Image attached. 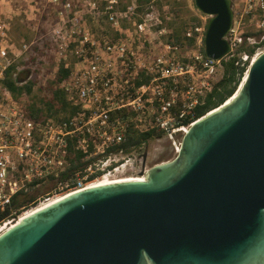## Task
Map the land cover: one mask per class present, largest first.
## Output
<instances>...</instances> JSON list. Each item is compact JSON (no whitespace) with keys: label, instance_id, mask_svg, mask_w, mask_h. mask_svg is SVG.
<instances>
[{"label":"built area","instance_id":"1","mask_svg":"<svg viewBox=\"0 0 264 264\" xmlns=\"http://www.w3.org/2000/svg\"><path fill=\"white\" fill-rule=\"evenodd\" d=\"M49 2L57 12L50 30L55 73L61 67L69 71L60 89L76 112L60 121L34 120L2 84L10 67L18 64L20 72L31 45L15 44L17 11L10 0H0V213L11 210L0 221V235L26 212L102 177L128 171L145 180L154 166L148 163L151 142L172 141L177 155L184 135L199 119L196 108L224 75L223 61L236 59L246 75L264 51V0H247L242 14H235L226 37L231 50L221 60L203 52L207 20L195 28L192 48L176 46L174 31L166 25L171 17L156 0ZM246 17H259V39L240 30ZM262 43L254 55L243 50ZM145 134L152 136L127 146L130 136ZM71 150L83 162L73 173L77 160L71 159ZM48 186L50 191L35 197L29 208L12 209L17 195Z\"/></svg>","mask_w":264,"mask_h":264},{"label":"water","instance_id":"2","mask_svg":"<svg viewBox=\"0 0 264 264\" xmlns=\"http://www.w3.org/2000/svg\"><path fill=\"white\" fill-rule=\"evenodd\" d=\"M195 5L206 56L221 60L233 0ZM0 264H264V51L174 159L25 216L0 235Z\"/></svg>","mask_w":264,"mask_h":264},{"label":"trees","instance_id":"3","mask_svg":"<svg viewBox=\"0 0 264 264\" xmlns=\"http://www.w3.org/2000/svg\"><path fill=\"white\" fill-rule=\"evenodd\" d=\"M149 1L150 0H140L141 3H147ZM201 24L202 22L198 18H192L191 22L186 20L183 21L173 32V38L175 41L174 44L180 48H192L195 44L197 36L195 28ZM41 32L45 34L44 30H41ZM261 46H263V43L261 45L250 47L244 46L243 50L248 52L250 55H254L256 53V49ZM49 51L51 52L50 43L47 41L44 43L43 47L39 43L34 44L31 50L33 54L28 61L21 64L25 66H35L36 69L34 71L25 69L18 72L17 68L19 65H14L7 70L6 77L2 81V84L11 91L14 98L18 102L23 103V98H28V103L24 104L26 111L28 112L29 117L37 121L47 118H54L55 120L60 121L61 119L67 118L69 115H73L76 112V109L71 107L67 102L65 93L60 89V84L69 74V71L62 67L54 74L46 87L48 95L41 99H30L34 94V88L39 81V75L41 73L39 66L40 64H43V61L39 60V58L49 57L51 59L52 56ZM203 52L205 54V48ZM235 63L236 59L223 61L224 75L215 85L213 91L207 95L204 105H200L196 108L197 118H201L211 110L219 107L237 92L243 78L245 77V68L237 67ZM151 136L152 134H145L142 135V137L130 136L127 146L139 145L141 144V138L148 139ZM158 136H162V134L159 133ZM72 151L73 150H71V159L76 158L77 164L73 161L70 173H73L78 169V167L83 166L81 158H77L76 154ZM35 197L36 196L33 194H28L26 196L17 195L14 198L12 209L21 211V208L23 207L29 208L30 203L35 199ZM10 212V209L6 212H1L0 221L9 216Z\"/></svg>","mask_w":264,"mask_h":264},{"label":"rangeland","instance_id":"4","mask_svg":"<svg viewBox=\"0 0 264 264\" xmlns=\"http://www.w3.org/2000/svg\"><path fill=\"white\" fill-rule=\"evenodd\" d=\"M12 6L17 11L13 22L12 38L15 44L20 47L22 44H30V50L24 54L21 61L26 62L29 60L31 55L32 47L34 44L39 43L42 47L47 41L50 43V55L52 58L44 57L39 58L43 61L39 68L41 73L39 75V81L34 88V94L31 100L41 99L48 95L46 87L48 86L51 78L55 74L56 68V47L53 40L50 37V30L54 26L57 12L55 7L49 2V0H10ZM158 7L164 13V15L171 17V20H166V25L173 31L176 30L177 26L181 25L183 21H190L192 18H198L202 23L205 20H209L208 16L203 15L196 7L195 0H156ZM247 0H233V9L236 15L240 16L244 11V7ZM179 13V15H178ZM239 18V17H238ZM258 18L256 17L251 20V17H246L243 21L242 28L240 29L243 33L254 34L257 36L256 39L261 37L262 31L259 32ZM45 31V34L41 32ZM260 34V36H259ZM47 50V49H45ZM30 69L34 71L35 66L20 65L19 71ZM22 102L28 103V98H23ZM151 155L148 163L150 165H156L161 162L172 160L176 157L174 152V145L172 141L164 139L160 142H151L149 146ZM123 173V172H121ZM131 176V173H124L120 176H114V174L104 178H125ZM103 178V179H104ZM50 191V186L44 187L34 193L36 197L45 196Z\"/></svg>","mask_w":264,"mask_h":264},{"label":"bare ground","instance_id":"5","mask_svg":"<svg viewBox=\"0 0 264 264\" xmlns=\"http://www.w3.org/2000/svg\"><path fill=\"white\" fill-rule=\"evenodd\" d=\"M106 177H108V176H106ZM103 178L104 177H102V178H100V179H98V180L90 183L85 189L99 187V186H103V185H110V184H115V183H122V182L144 181L141 178H136V177H132V176H129V177L127 176L125 178L124 177L123 178L121 177V178H117V179H112V178H110V179L109 178H104L103 179ZM85 189H83V190H85ZM83 190H80V191H83ZM80 191H75V192H72V193H66V194H63V195H61V196H59V197H57V198L49 201V202H46L44 205H42V206H40L38 208H34L33 210H30V211L26 212L25 215H22L21 216V219L20 220L24 219L25 216H27V215L35 212L37 209H42L44 207H47L48 205H51L53 203H56V202L64 199L65 197H68V196H70V195H72L74 193L80 192ZM15 224H16L15 221L12 222V223L9 222L7 227L8 228L14 227Z\"/></svg>","mask_w":264,"mask_h":264},{"label":"flooded vegetation","instance_id":"6","mask_svg":"<svg viewBox=\"0 0 264 264\" xmlns=\"http://www.w3.org/2000/svg\"><path fill=\"white\" fill-rule=\"evenodd\" d=\"M146 161H147V158H146ZM145 159H144V162H146ZM126 174V173H129L128 171H123V173L119 172V173H114V176H120L121 174Z\"/></svg>","mask_w":264,"mask_h":264}]
</instances>
